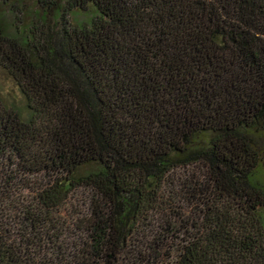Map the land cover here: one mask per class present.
I'll return each mask as SVG.
<instances>
[{
    "label": "trees",
    "instance_id": "1",
    "mask_svg": "<svg viewBox=\"0 0 264 264\" xmlns=\"http://www.w3.org/2000/svg\"><path fill=\"white\" fill-rule=\"evenodd\" d=\"M20 2L0 264H264V0Z\"/></svg>",
    "mask_w": 264,
    "mask_h": 264
},
{
    "label": "rangeland",
    "instance_id": "2",
    "mask_svg": "<svg viewBox=\"0 0 264 264\" xmlns=\"http://www.w3.org/2000/svg\"><path fill=\"white\" fill-rule=\"evenodd\" d=\"M4 1L5 0H0V9L6 11L5 20L8 24V26L12 29L11 22H14L13 21L14 17L12 18L10 12H12V13L16 12V13H18V16H20L21 11L20 12L13 11V9L17 10L16 6H14V8H12V3L15 0H8V2H9L8 5H4ZM19 2H20V6L23 8L22 12H23V14H25L24 16L29 15V14L34 15V13L36 12V10L38 8V0H19ZM59 3L64 5L65 0H59ZM15 17H17V16H15ZM71 19L74 23H77V22L85 21L84 19H86V16H84V14H82V13L75 12L72 14ZM14 86L15 85L13 84V82L9 81L7 76L5 74H3V72H1V70H0V91H2V90L4 92L9 91V92L15 94L14 93V90H15Z\"/></svg>",
    "mask_w": 264,
    "mask_h": 264
}]
</instances>
